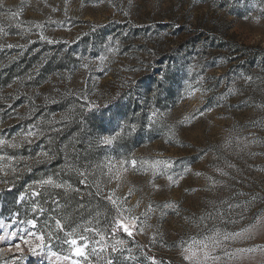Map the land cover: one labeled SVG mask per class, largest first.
Returning a JSON list of instances; mask_svg holds the SVG:
<instances>
[{
    "label": "rangeland",
    "instance_id": "obj_1",
    "mask_svg": "<svg viewBox=\"0 0 264 264\" xmlns=\"http://www.w3.org/2000/svg\"><path fill=\"white\" fill-rule=\"evenodd\" d=\"M0 140V264H264V0H2Z\"/></svg>",
    "mask_w": 264,
    "mask_h": 264
},
{
    "label": "snow or ice",
    "instance_id": "obj_2",
    "mask_svg": "<svg viewBox=\"0 0 264 264\" xmlns=\"http://www.w3.org/2000/svg\"><path fill=\"white\" fill-rule=\"evenodd\" d=\"M0 6H2V0H0ZM41 39H46V37H44L43 35L41 36ZM51 42V41H49ZM9 47H12V45H9ZM101 61H103L105 59V57H100ZM85 68L88 67L87 64L84 65ZM248 79H251L250 77ZM153 117H155L157 114L155 112H153ZM131 130L135 131V125L131 126ZM34 133H32L31 131H29L27 133V135L24 137V140L28 141L29 137L33 136ZM119 135V133H117L116 136H107L102 138L101 143L104 145H111L113 143L114 140L117 139V136ZM30 142V141H29ZM6 141L5 140H0V145L5 144ZM18 145L16 144H12V147H17ZM43 155H47L46 153H44ZM124 163H127L126 161H121V164L123 165ZM130 163L135 166L137 164V161L135 159H132L130 161ZM153 167H155V165H153ZM167 167V166H166ZM83 175V174H82ZM118 178V177H117ZM168 179L171 181L173 179L172 176H169ZM40 184H53V180L51 178H48L47 180H43L39 182ZM56 187H60V185H55ZM33 195H35V193H33ZM106 199H108L113 206H116L117 201L114 200L112 198V196H106ZM136 217H132L131 221H126L124 218H117L114 221L113 226L117 227L119 229H122L125 233H127L128 236H132L133 235V227H138L139 225L136 224ZM27 223L33 225V227L36 226V221L35 220H29L27 221ZM57 227H60V222L56 221ZM258 229H264V219H260L258 220L255 224H253L249 229H246L244 232L242 233H234L232 234L231 237H229L228 235L223 236V239L227 240L229 238H248L251 234H253L256 230ZM143 230V229H141ZM28 235H34L33 233H28ZM71 235V233L69 234ZM220 233L216 232L214 233L212 236L207 237V243L201 242V247L199 249V251L201 252V256L197 255L196 251H193L192 247H189L187 249H185V254H184V259L187 261H192V260H196L197 264H206L207 261L212 260H219L218 256H213L211 253L215 250V248L220 246ZM36 240L39 241L40 243H37L36 246L34 248H32V251H36L37 249H40L43 247V241L45 240V235L44 234H40L38 236H36ZM83 240L84 237L80 238V241H78L76 238H72V239H68L66 240V243H68L69 245H71V251L72 253L77 256V257H83L85 255V251L84 248L86 247V245L83 244ZM24 243L30 244V241H24ZM117 243L122 244L123 241H117ZM15 247L17 249H20V244H16ZM113 252L117 251V249L115 247H113L112 249ZM241 251H251V249H247L244 250L242 249ZM65 259H71V256L69 257H65Z\"/></svg>",
    "mask_w": 264,
    "mask_h": 264
},
{
    "label": "trees",
    "instance_id": "obj_3",
    "mask_svg": "<svg viewBox=\"0 0 264 264\" xmlns=\"http://www.w3.org/2000/svg\"><path fill=\"white\" fill-rule=\"evenodd\" d=\"M58 63H57V62ZM52 62V63H51ZM50 63H48L49 64V66L50 67H53V69H54V67L55 68H58V66H63L64 64H63V62H60V61H58V59L57 60H53V61H51ZM55 64V66H53ZM52 69V68H51ZM69 179H71L72 180V184L73 185H76V186H79V187H81V184L77 181H75V180H73L72 178H69ZM83 187V186H82ZM59 195H60V197L61 198H63L62 199V209H63V211L66 213L68 210H70V211H72V213H73V211L75 210V207L76 208H79V207H81V206H83L84 204L85 205H88L89 204V206H91L92 205V202H91V199H87V201L85 202V201H80V199H78V195H75L74 197H65V196H63L64 194H62V193H58ZM88 202V203H87ZM85 208V207H84ZM84 212V211H83ZM123 234V233H122Z\"/></svg>",
    "mask_w": 264,
    "mask_h": 264
}]
</instances>
